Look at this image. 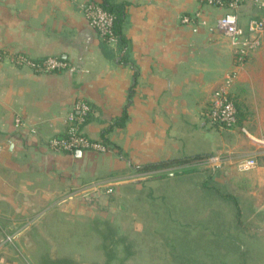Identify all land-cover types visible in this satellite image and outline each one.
<instances>
[{"label": "crops", "instance_id": "obj_1", "mask_svg": "<svg viewBox=\"0 0 264 264\" xmlns=\"http://www.w3.org/2000/svg\"><path fill=\"white\" fill-rule=\"evenodd\" d=\"M102 2L0 0V264H57L45 232L55 234L56 220L74 214L83 190L101 186L113 193L138 180L158 185L195 175L136 170L186 157L207 158L202 165L255 159L257 187L242 191L240 199L254 218H264V43L238 64L231 39L215 29L228 9L202 0H110L125 6V44H109L105 51L81 8ZM199 11L207 26L183 23ZM237 14L243 28L264 17L251 1ZM19 54L56 58L66 67L38 72L18 65ZM229 80L246 128L222 129L209 118L214 92ZM79 101L92 109L86 135L105 137L110 152L70 155L49 148L50 140L67 132ZM158 175L164 178L147 180ZM238 200L241 220L246 211Z\"/></svg>", "mask_w": 264, "mask_h": 264}, {"label": "rangeland", "instance_id": "obj_2", "mask_svg": "<svg viewBox=\"0 0 264 264\" xmlns=\"http://www.w3.org/2000/svg\"><path fill=\"white\" fill-rule=\"evenodd\" d=\"M237 160L211 162L199 166L200 173L158 185L120 186L113 193L86 188L74 201V214L56 220L55 234L45 232L54 244L49 255L57 264H264V230L237 224L239 199L246 211L241 226L264 227V218H254L240 199L242 191L257 187V172L241 171L238 165L247 159ZM248 179L253 183L241 182Z\"/></svg>", "mask_w": 264, "mask_h": 264}, {"label": "built area", "instance_id": "obj_3", "mask_svg": "<svg viewBox=\"0 0 264 264\" xmlns=\"http://www.w3.org/2000/svg\"><path fill=\"white\" fill-rule=\"evenodd\" d=\"M251 1L264 15V0H202L208 6L214 8H226L228 13L220 17L215 23V29L226 34L234 47L235 59L238 64H243L248 56L258 50L264 43V17L250 20L247 28H243L239 23L237 14L238 8L245 2ZM91 28L108 44L117 42L112 14L107 12L100 4L90 3L82 7ZM199 23L207 26V22L202 20V12H197L193 16L183 18L184 24ZM16 63L20 66H28L38 72L52 73L62 70L66 65L56 59L47 58L42 64L36 63L23 54L16 57ZM231 81L214 92L211 100L209 118L213 125L226 130H235L239 127V111L237 103L230 93ZM92 113L91 106L84 101L76 102L71 113L68 115V129L61 137H55L49 141L48 146L53 152L75 155L79 151H92L98 154H106L111 151V147L103 140L90 139L84 126L88 116ZM243 133L247 135L245 129ZM241 171H248L257 167L255 159L245 160L239 163Z\"/></svg>", "mask_w": 264, "mask_h": 264}, {"label": "trees", "instance_id": "obj_4", "mask_svg": "<svg viewBox=\"0 0 264 264\" xmlns=\"http://www.w3.org/2000/svg\"><path fill=\"white\" fill-rule=\"evenodd\" d=\"M107 12L112 14L115 19L114 23V29L115 34L117 37V43L118 45L125 44V39L121 35V26L124 22L125 18V6L124 5H115L110 2V0H103V2L100 4ZM104 50L107 51V48L110 49V45L107 42H104ZM46 59L36 61V63L42 64ZM238 107V106H237ZM91 115V113H90ZM90 115L88 116L86 123L88 122ZM85 123V124H86ZM103 140L110 146L108 141L105 137H103ZM111 147V146H110ZM207 158L203 156H196V157H186L181 158L177 160L172 161H166V162H160L157 164L147 165L144 167H138L136 168L137 172L140 174H156V173H162V172H168L174 173V175L180 176V175H188V174H197L200 173L201 170H199V165H202L204 161H206ZM143 183H132L130 182V185H141ZM111 192L112 189H109ZM239 219V225H241L240 215L238 216ZM243 227V226H242ZM245 229H248L246 227H243ZM9 239V238H8ZM70 264H75L70 261H66Z\"/></svg>", "mask_w": 264, "mask_h": 264}, {"label": "water", "instance_id": "obj_5", "mask_svg": "<svg viewBox=\"0 0 264 264\" xmlns=\"http://www.w3.org/2000/svg\"><path fill=\"white\" fill-rule=\"evenodd\" d=\"M80 154H81V151L77 152V155H80ZM167 176H168V177H173L174 174L171 173V174H168ZM162 178H164V175H158V176L149 177V178H147V180H148V181H154V180H160V179H162ZM143 181H145V180H141V181L138 180V181H136V183H141V182H143Z\"/></svg>", "mask_w": 264, "mask_h": 264}]
</instances>
